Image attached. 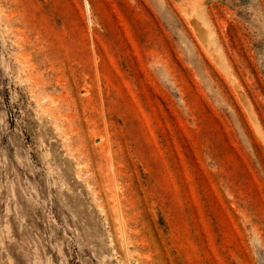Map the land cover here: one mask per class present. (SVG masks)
Returning a JSON list of instances; mask_svg holds the SVG:
<instances>
[{
	"label": "rangeland",
	"instance_id": "1",
	"mask_svg": "<svg viewBox=\"0 0 264 264\" xmlns=\"http://www.w3.org/2000/svg\"><path fill=\"white\" fill-rule=\"evenodd\" d=\"M0 264H264V0H0Z\"/></svg>",
	"mask_w": 264,
	"mask_h": 264
}]
</instances>
